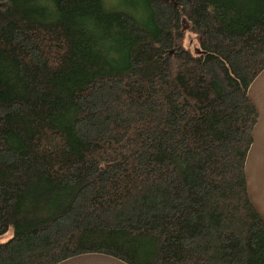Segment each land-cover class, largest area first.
Instances as JSON below:
<instances>
[{
    "label": "trees",
    "instance_id": "obj_1",
    "mask_svg": "<svg viewBox=\"0 0 264 264\" xmlns=\"http://www.w3.org/2000/svg\"><path fill=\"white\" fill-rule=\"evenodd\" d=\"M174 1L0 0V264H264V0Z\"/></svg>",
    "mask_w": 264,
    "mask_h": 264
},
{
    "label": "water",
    "instance_id": "obj_2",
    "mask_svg": "<svg viewBox=\"0 0 264 264\" xmlns=\"http://www.w3.org/2000/svg\"><path fill=\"white\" fill-rule=\"evenodd\" d=\"M194 52L202 54L198 49H194ZM245 97L254 110L255 120L250 130V143L242 167L244 192L250 208L264 224V67L247 86ZM55 264L126 263L103 253H82Z\"/></svg>",
    "mask_w": 264,
    "mask_h": 264
},
{
    "label": "rangeland",
    "instance_id": "obj_3",
    "mask_svg": "<svg viewBox=\"0 0 264 264\" xmlns=\"http://www.w3.org/2000/svg\"><path fill=\"white\" fill-rule=\"evenodd\" d=\"M134 1V0H133ZM105 4L107 5V7H125L126 5H130L132 4V0H104ZM184 25H186L184 23ZM184 28V35H183V42H182V46L186 49H188L189 51H193L194 49H197V43L193 38V34H191L190 32H186L188 31V26H183ZM8 237V234L1 237L0 241L6 239Z\"/></svg>",
    "mask_w": 264,
    "mask_h": 264
},
{
    "label": "flooded vegetation",
    "instance_id": "obj_4",
    "mask_svg": "<svg viewBox=\"0 0 264 264\" xmlns=\"http://www.w3.org/2000/svg\"><path fill=\"white\" fill-rule=\"evenodd\" d=\"M155 1L162 2V3H164V4H171L173 7L176 6V3H175L174 0H155ZM180 25H181V30H182L183 26H186V25H184V21H183V20L180 21ZM187 26H188V25H187ZM188 27H189V26H188ZM182 31H183V30H182Z\"/></svg>",
    "mask_w": 264,
    "mask_h": 264
}]
</instances>
